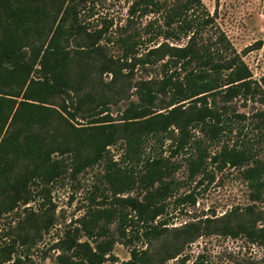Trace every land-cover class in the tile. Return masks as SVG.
<instances>
[{"label":"trees","instance_id":"obj_1","mask_svg":"<svg viewBox=\"0 0 264 264\" xmlns=\"http://www.w3.org/2000/svg\"><path fill=\"white\" fill-rule=\"evenodd\" d=\"M68 1L2 0L0 2L6 14L10 15L13 10L20 13L16 19L9 22L10 28L1 34L0 83L2 78L6 84L12 83V76L8 72L18 68L26 71L29 80L26 85L19 83L20 88L25 85L23 100L20 101L7 97L9 94L2 92L0 88V213L13 210L21 202L27 203L31 199L32 185L48 184L66 170L64 164L51 158V146L43 145L44 136H39L38 133H43L45 126H50L52 131L65 133L71 126L76 131L75 148L72 149L67 144L63 149L74 153L79 170L103 159L105 167L102 177L113 194L108 207L96 208L90 214L91 218L82 223L88 236H102L106 231L104 222L119 215L127 217L131 223L140 224L141 236L146 243H149L151 239L161 237L167 230L163 226L166 224L164 220L157 218L164 213L165 207L162 201L170 193L171 181L164 178L169 175L171 166L163 163L162 159L147 160L145 171L135 177L126 170L121 172L117 163L106 160L104 152L107 146L118 139H125L128 156L133 158L139 155V148L147 138L163 135L171 126L178 129L180 133L178 141L185 145L187 140L183 133L193 124L206 125V128L208 127L206 131L212 136L211 138L215 137L224 123L215 96L219 95L224 102L237 95L250 96L255 89L252 86L250 71L239 57L225 56L221 48L211 50L197 40L199 27L212 21L204 14L201 19L192 17L191 7L200 4V0H185L173 6H167L166 0L133 1L128 10L130 18L137 11L150 12L147 7L151 3L156 5L158 12L160 9L164 10L163 25L171 28L175 37L189 33L191 35L183 46L161 43L156 47L147 48L143 53H138L136 48L138 35L126 33L124 25L119 33L107 36V41L119 48L121 54L117 56L107 50L106 44L100 43L102 35L106 33L86 34L85 41L79 40L81 27L74 20L65 22L70 9V5L65 6ZM47 4L53 7L54 21L62 14L51 33L45 34L37 27L48 14L45 8ZM140 5L142 6L139 9ZM25 27L34 29L31 34L27 30L20 31ZM164 35L168 36L165 33ZM71 41L75 44L73 50L69 48ZM218 41L224 42L225 38L221 35ZM164 55H169L170 58L161 64V69H166L160 77L157 75L141 78L133 83L127 79L126 82L130 83L125 85L126 90L122 85L121 92L115 96V99L124 95L128 89L134 88L138 101H128L119 119H114L110 115L109 107L112 104L110 94L95 93L92 87L86 89L81 84L86 80L89 82L86 76L88 69L82 67L83 63L86 64L84 58L86 60H91L92 56L98 58L101 61L99 68L102 72L112 75L107 85H115L133 74L136 67L150 68ZM170 63L178 64V68L175 67L177 71L169 72ZM75 65L84 71L79 73L82 80L78 82L70 80V71ZM181 69H183L182 73ZM34 72H38L39 76L34 78L29 76ZM53 95L61 98L56 108L42 105L46 103L47 97ZM209 95L212 96L210 102H208ZM94 97L100 99L96 101L97 98ZM158 99L165 103L156 106ZM184 103L188 105L185 106ZM80 119L86 123L80 124L79 127H74L70 122ZM209 120L211 123H208ZM33 123L35 127L31 129ZM56 132H54L55 136H57ZM80 135L83 136L81 140ZM58 137L63 139V136ZM55 147L58 149L61 145L58 143ZM21 157L31 161L33 167H25L19 172H14V163ZM207 158L222 168L227 165L232 167L242 165L249 155L244 149L234 147L223 149L214 155L199 153L196 159L189 161L190 174L204 171ZM204 172L209 173L206 170ZM243 178L249 186L250 198L262 199L263 167L259 164L247 167L243 171ZM156 182L158 184L155 186ZM135 183L142 185L145 190L142 200L131 196H117L119 192L132 187ZM185 199L190 203L195 201L191 192L184 195L183 200ZM48 205L43 212L27 214L23 224L28 229L34 230L51 227L54 209L51 204ZM121 207L129 209L133 213V218L128 217L130 212L128 214L118 210ZM248 210L252 211L251 207ZM254 224L239 218L234 225L228 221L223 222L220 231L232 235L240 233L252 242L262 244L264 227H256ZM174 231L182 236L172 242L169 248H164V256L159 259V264L165 259L178 256L185 245L192 242L202 230L196 223L190 222ZM120 234L126 236L124 229H120ZM59 242L57 248L61 253L57 256V264H102L105 254L111 250L108 240L99 241L91 246L88 241L79 242L67 233ZM184 259L185 256L181 258ZM121 264L155 263L149 247L143 249L133 247L129 259ZM192 264L202 263L197 257Z\"/></svg>","mask_w":264,"mask_h":264},{"label":"rangeland","instance_id":"obj_2","mask_svg":"<svg viewBox=\"0 0 264 264\" xmlns=\"http://www.w3.org/2000/svg\"><path fill=\"white\" fill-rule=\"evenodd\" d=\"M133 1L135 0L84 2L69 0L65 4L67 7L70 5L65 22L74 20L81 27L82 33L79 37L81 41H85L86 34L106 33L102 35L100 43L106 44L107 50L116 56L121 54L119 48L111 45L107 41V36L119 33L124 25L126 33L138 35L136 38L138 53H143L147 48L156 47L161 43L171 46L185 45L191 34L175 37L171 28L163 25L164 10L160 9L158 12L156 5L149 3L147 9L150 12L137 11L130 18L128 10ZM183 1L185 0H166V3L167 6H173ZM141 6L138 8L140 9ZM45 8L48 14L44 21L38 23L37 29L40 31L41 28V32L48 34L51 33L62 13L54 21L53 7L47 4ZM191 8H194L193 11L191 9L193 18L201 19L204 14L212 19L209 24L199 27L197 40L211 50L221 48L225 56L239 57L250 71L252 86L255 89L250 96L237 95L228 102L221 100L219 95L215 96L224 123L213 138L206 131L208 128L206 125L193 124L183 133L187 140L185 145L178 141L180 135L178 129L171 126L167 133L147 138L139 148V155L133 158L128 156L125 139H118L107 146L104 152L106 160L117 163L121 172L126 170L135 177L145 171L147 160L162 159L163 163L171 166L169 175L164 178L171 181L170 193L162 201L165 207L164 213L157 218L164 220L166 224L163 226L167 230L161 237L146 243L141 236L140 224L131 223L127 217L117 215L104 222L106 231L102 236L89 237L82 223L91 218L90 214L96 208L108 207L113 198L108 183L102 177L105 162L101 159L97 163L77 169L74 153L63 149L67 144L72 149L75 148L76 131L70 126L65 133H58L52 131L50 126H45L43 133H37L39 136H44L43 145L51 146V158L64 164L66 170L48 184L32 185L31 199L27 203L21 202L13 210L0 213V264H57V256L61 253L57 246L66 233L74 236L79 242L88 241L91 246L99 241L108 240L111 250L105 254L102 264H121L129 259L133 247L140 249L149 247L153 262L159 264V259L164 256V248H169L172 242L182 236L174 230L190 222L196 223L202 231L192 242L185 245L178 256L165 259L161 264H192L197 257L202 264H264V243L252 242L240 233L232 235L220 231L223 222L228 221L234 225L239 218L254 222L256 227H264V195L260 200H252L249 186L243 178V171L249 166L259 164L264 169V0H200V4L192 5ZM18 15L20 13L15 10L10 15L6 14L0 4V39L1 34L10 28L9 22ZM33 29V27H25L20 31L27 30L30 33ZM158 32H164L168 36ZM221 35L225 38L224 42L218 41ZM69 48L75 49L74 41L70 42ZM169 58V55H164L150 68L136 67L133 74L115 85H107L112 75L102 72L99 68L101 61L98 58L93 56L91 60L84 58L86 64L82 62V67L88 69L86 76L89 82L85 78L86 81L81 84L86 89L92 87L95 93L110 94L112 97L110 115L114 119H119L128 101H138L134 88L128 89L124 95L115 99V96L120 94L122 85L126 90L125 85H129L130 82L157 75L160 77L166 69L162 70L161 64ZM177 65L170 63L169 72L177 71L175 69L178 68ZM81 72L84 71L75 65L70 71V80L81 81L79 75ZM180 72L182 73L183 69ZM9 73L12 76V83L6 84L2 78L0 83L2 92L8 93L7 97L16 101L23 100L24 88L29 81L26 71L18 68L9 70ZM29 76L38 77L39 73L34 72ZM127 79L130 82H126ZM19 83L25 85L20 88ZM60 100L57 95L49 96L42 105L56 108ZM210 100L212 96L209 95L208 102ZM164 103L165 101L160 102L158 99L156 106H162ZM70 122L74 127L86 123L83 119ZM208 123H211L210 120ZM34 127L33 123L31 129ZM58 136H63L64 140ZM82 137L80 135L79 139L81 140ZM58 143L61 147L55 149ZM232 147L247 151L249 158L245 163L235 167L227 165L220 168L216 162L212 163L210 158H207L205 170L209 172L208 174L204 172L205 170L194 175L190 174L189 161L196 159L199 153L214 155ZM80 161L82 162L81 158ZM32 164L31 161L21 157L14 163V172H19L25 167L32 168ZM157 184L158 182L155 186ZM190 192L195 199L194 203L183 200L184 195ZM144 194L142 185L135 183L132 187L119 192L117 196H131L142 200ZM48 204L54 209L53 225L48 229H28L23 224L26 217L32 212L35 214L43 212ZM249 207L252 211L248 210ZM118 210L128 214L130 212L129 209L122 207ZM128 217L133 218V213L130 212ZM120 229H124L126 236L120 234ZM184 256L185 259L181 260Z\"/></svg>","mask_w":264,"mask_h":264}]
</instances>
